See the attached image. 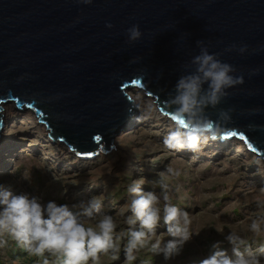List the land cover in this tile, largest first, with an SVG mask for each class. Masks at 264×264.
<instances>
[{"label": "water", "instance_id": "obj_1", "mask_svg": "<svg viewBox=\"0 0 264 264\" xmlns=\"http://www.w3.org/2000/svg\"><path fill=\"white\" fill-rule=\"evenodd\" d=\"M133 24L142 35L129 42ZM201 47L244 80L209 109L213 120L233 109L217 140L242 139L264 159V0H0V131L1 105H13L82 157L109 151L135 113L127 91L144 89L174 120L167 95Z\"/></svg>", "mask_w": 264, "mask_h": 264}, {"label": "rangeland", "instance_id": "obj_2", "mask_svg": "<svg viewBox=\"0 0 264 264\" xmlns=\"http://www.w3.org/2000/svg\"><path fill=\"white\" fill-rule=\"evenodd\" d=\"M127 93L131 98L133 95L134 99L138 98L145 107L148 102L155 103L142 88ZM11 110L17 114L10 115ZM134 112L136 114L130 115V120L114 138L115 147L107 152L100 149L95 157L85 159L61 141L53 142L33 111L4 106L0 131V182L11 185L16 192L27 191L43 200L49 199L46 193L54 197L61 189L66 196L64 203L71 204L95 194L104 199L109 196L108 191L123 190V176H129L130 183L143 175L147 182L142 188L149 190L146 185L157 180L161 170L178 163V167L192 175L194 184L188 183L192 189L178 188L176 191L187 205L183 209L189 213V230L199 234L184 245L179 255L166 261L162 254L151 251V242L157 237L161 241L169 239L164 229H156V235L142 251H136V257L149 251L151 257H157V264H193L207 255L200 241L222 240V234L230 230L241 234L250 250L258 253L264 232L254 235L248 224L255 216L264 214V207H258L264 205V159L261 155L247 149L242 139L233 137L226 139L223 145L215 143L217 138L201 141L197 152L169 150L164 146L163 138L175 126V121L157 108L141 119H138L141 112L137 109ZM17 166L23 168L19 173ZM220 198H224L223 204L216 208L214 204ZM108 201L107 213L114 216L118 225L116 234L123 237L127 226L122 223L121 213L128 214L127 193L118 205H112L111 198ZM123 242L124 237L121 245ZM123 259L113 261L110 254L101 253L99 264H123ZM260 260L264 264V258Z\"/></svg>", "mask_w": 264, "mask_h": 264}, {"label": "clouds", "instance_id": "obj_3", "mask_svg": "<svg viewBox=\"0 0 264 264\" xmlns=\"http://www.w3.org/2000/svg\"><path fill=\"white\" fill-rule=\"evenodd\" d=\"M80 2L87 5L92 0ZM106 27L111 28L112 24L107 23ZM126 32L129 42L138 40L142 35L136 24L128 27ZM201 43L197 41V44ZM247 49V45L232 44L225 50L243 54ZM136 59L133 58L132 62ZM190 64L194 67L178 77L167 95L168 106L176 121L175 126L163 138V144L169 150L197 152L201 141L215 139L221 131L220 125L230 121L233 109H218L215 120L209 115V109H217L228 96V90L244 82L243 76L235 74L237 69L233 65L220 60L207 47H201L199 53L191 58ZM251 71L255 73L258 69ZM145 95L151 97V94ZM132 103L141 112L138 119L146 118L156 110L153 102H148L145 107L137 98ZM49 137L53 141L50 135ZM56 140L59 139L55 138V142ZM179 174L171 167L157 174L156 184L160 195L142 188L147 182L143 175L127 184L125 191L128 214L121 213L122 223L127 226L123 231V245L120 243L121 235L116 234L118 225L114 216L101 212V196L95 194L71 204L58 203L54 199L43 200L27 191L16 192L11 185L2 182L0 234L11 238L29 255L42 258L41 264H49L51 256L55 257L58 264H89L90 261L91 264H99L101 253L110 254L113 261L118 260L122 253L123 264H133L137 259L136 251L156 235L157 226L162 222L169 239L161 241L157 237L151 242V251L153 254H162L167 261L179 255L184 245L199 234L189 230V213L170 202L168 179ZM248 228L254 235L264 232V214L252 218ZM222 237V240L211 245L207 255L193 261V264H261L260 257L250 250L241 234L230 230L223 233ZM4 242L0 241V244ZM223 242L230 245V253L221 246ZM257 251L264 255V243L258 246Z\"/></svg>", "mask_w": 264, "mask_h": 264}, {"label": "trees", "instance_id": "obj_4", "mask_svg": "<svg viewBox=\"0 0 264 264\" xmlns=\"http://www.w3.org/2000/svg\"><path fill=\"white\" fill-rule=\"evenodd\" d=\"M171 168L178 171L180 174L179 176H172V179H168V183H169L168 194L170 196V202L176 204L180 208H186L187 205L185 204V200L180 199V197H178L180 193H177L176 189L185 188L188 191L191 190L192 188L188 186V183H190V186L194 184V182H191L192 175L191 173L181 169L182 167H178V163H174L173 166H171ZM22 169L23 168H21L20 166H17V170H16L17 173L21 172ZM36 169L37 167L34 168V170ZM37 173L41 175L40 172H37ZM129 179H130L129 176L128 177L123 176L122 181L125 184V187L123 188V190L107 192L109 196L105 197L106 199L105 198L103 199V206H102L101 212L103 213L109 212V209H107V205H108V202H110L108 201L110 198L112 199V202H114V204L112 205H118L120 203V201L124 198V194L126 193L125 189H126L127 184L129 183ZM98 183L99 182H97L96 184ZM105 188L106 190H109L107 187ZM146 188H149V190H153L157 193V195H160V189H159V186L156 184L155 179L151 180L150 186L146 185ZM95 189L98 191H101V189H99L98 187H96ZM66 195H69V194H66ZM45 196L49 199L56 200L58 203H64L66 200L65 192L61 189H58V191H56L55 195H53L54 197H51L50 193H46ZM223 200L224 198L218 199V203L214 204V206L216 208H219L223 204ZM160 204L162 206L163 204L162 200L160 201ZM157 229H164V225L162 222L157 226ZM0 241H5L3 244H0V264H41L42 258H38L34 255H29L23 248L19 247L15 243V241H13L8 236L4 234H0ZM215 241L217 240L212 239V238L204 239L200 241V244L204 246V249L207 252L206 254H208V252L211 250V245ZM262 243H264V241H262L258 245ZM247 245H249V243ZM221 246L227 249L230 253L231 251L230 245H228L226 242H223ZM138 251H142V248H140ZM256 254L260 258H264V255H261L259 252ZM45 255H47V253ZM138 255H139V258H137L133 262V264H157L156 263L157 257L156 258L154 256L151 257V255H149V251L148 252L146 251L144 253L141 252ZM120 257L121 259L124 258L122 253ZM121 259H118V261H120ZM117 263L118 262H116V264ZM49 264H58V261H56L54 256H51L49 257Z\"/></svg>", "mask_w": 264, "mask_h": 264}, {"label": "bare ground", "instance_id": "obj_5", "mask_svg": "<svg viewBox=\"0 0 264 264\" xmlns=\"http://www.w3.org/2000/svg\"><path fill=\"white\" fill-rule=\"evenodd\" d=\"M130 97V99H131V102L133 101V99H134V95H133V99L131 98V96H129ZM133 104V103H132ZM1 107H2V111L1 112H3V110H4V106L3 105H1ZM131 107H135V105H133V106H131ZM16 108V107H15ZM136 109H134V108H131V112H134ZM17 111H14V110H11V112H10V115L11 114H15ZM17 114V113H16ZM37 117H38V115H37ZM36 117V118H37ZM130 118H131V116H130ZM176 123V122H175ZM42 125H44L43 123H41ZM45 126V125H44ZM45 128V127H44ZM47 132H48V130H47ZM49 133V132H48ZM227 139V137L226 138H222L221 140H219V141H217V140H215L216 142L215 143H217L218 145L220 144V145H223L224 144V141ZM57 141H61V140H57ZM62 142V141H61ZM62 144H64L63 142H62ZM66 147H68L67 145H66ZM114 147H115V144H114ZM247 149H249L248 147H246ZM70 149V148H69ZM73 151V150H72ZM74 152V151H73ZM257 154H259V153H257ZM97 154H95L94 155V157L96 156ZM260 155V154H259ZM82 157V156H81ZM91 157H93V156H90V157H86L85 159H88V158H91Z\"/></svg>", "mask_w": 264, "mask_h": 264}]
</instances>
